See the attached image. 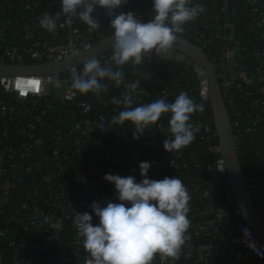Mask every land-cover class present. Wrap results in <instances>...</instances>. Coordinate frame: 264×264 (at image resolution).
<instances>
[{
    "label": "built area",
    "instance_id": "1",
    "mask_svg": "<svg viewBox=\"0 0 264 264\" xmlns=\"http://www.w3.org/2000/svg\"><path fill=\"white\" fill-rule=\"evenodd\" d=\"M21 1L26 4L27 10L34 12L39 2L44 0ZM246 2L250 8L254 25L257 27L261 26L262 18L256 21L254 14L255 7L260 2H264V0H246ZM129 9H132L137 18L144 22H148L152 18L150 17L146 20L134 3L129 5ZM118 14H120L119 11H115L111 19ZM38 20L33 21L34 26H37ZM58 22L64 24L63 27L58 26L57 28V31L65 35L63 42L52 45L43 41L34 31L27 33L24 36L26 45L24 47L7 48L3 51L0 55V65L23 66L28 64L60 63L89 52L105 39L101 37L102 40L99 39L98 41L95 37L82 32L76 20L68 23L61 15ZM147 57L187 60L180 54L175 56L172 50L164 51L159 55L153 51ZM105 66L115 68L111 56L105 61ZM193 68L199 81V97L203 102H209L208 78L201 68L194 64ZM82 69L77 71L82 72ZM219 70L218 78L224 101L226 106L229 102L233 115L237 117L235 124L232 122L231 124L233 131L234 126L239 127L237 132L234 131V135L240 152L242 138L245 136L254 138L256 134L263 132L264 89L244 95L246 98L253 99L251 106L258 114L253 117L251 112H247L245 114L246 119H250L251 123L241 122V115H243L244 110L234 103L231 89L235 88V90L240 92L245 83L236 78L234 62L226 57L224 51L219 61ZM22 80L29 81L28 91H24L20 87V81ZM56 80L61 81L60 87L55 86ZM132 81L125 74V82ZM168 82L169 85L164 89L161 96V98H167V101L180 92L177 91V81L174 78H170ZM70 83L71 73L51 77L0 78V116H13L27 121V128L23 126L19 128V136L28 135L30 140H32L34 135L31 132L37 129V125L40 127L47 125L44 119L49 114L56 112L57 102L66 104L76 112L74 116L69 118L72 123L67 134V137L71 140L69 143L75 149V156L80 158V161L76 164L70 157L69 151L62 150L64 144L68 145V141L59 133L55 132L52 139L61 149L55 150L44 162L30 164V160L33 157V149L36 146H41L42 140H36L33 143L27 142L22 145L21 149L15 148L5 144L7 140L11 139V132L8 129H0V206L5 207L11 203V192L12 190H17L21 179L29 180L36 189L33 196L26 197L42 200V202L40 201L42 203L41 206H29L24 203L22 205L23 212L31 213L29 220L26 222L21 215L20 217L14 216L12 218L13 222L22 225L24 230L27 231L29 227H36L45 219L47 220L46 227L48 230L63 232L65 230V222L69 221L73 231L76 233V244L82 245V240L74 227L75 215L84 212L92 214L91 205L93 202L101 204L106 201L119 202L116 200L114 186L103 179L105 174L111 173L121 177L134 176L136 181L139 182L142 177L140 176L138 165L142 161H148L151 164L148 178L162 180L168 177V174L173 173L168 178L174 177L175 174V177L180 178L186 186L191 197L188 217L190 219L189 232H192L197 238H210L213 234H218L222 229H226L224 226L231 208L237 220L231 226L232 229L229 233L231 238L225 240V249L231 255L236 256L237 259H242L245 254H249L258 259L261 264H264V245L250 227L244 223L235 205L213 117H207L202 122L191 121L194 125L200 126V132L196 134V139L192 144L201 141L207 145L208 154L220 156L215 163L205 165L200 162L195 152H190L189 155H186L182 150L174 154L164 150V140L170 139L168 130L169 114L162 115L156 124L150 125L139 138L134 139L133 126L130 124L120 126L110 123L111 118L122 110L119 105L111 104L112 109L109 112L98 110L95 107V103L88 96L91 93L87 95L77 93L73 96L70 91ZM35 87H38V91L32 92L31 90ZM1 94L13 97L19 102H29L31 107L25 108L24 111L9 108L4 103ZM144 98L149 100L150 103L153 100V95L148 86L137 88L133 96V106L142 102L145 103ZM85 102L92 106L88 112H85L83 107H81ZM102 102L106 109L110 108L108 100H103ZM40 104L43 105L40 107ZM63 124L65 125V123ZM107 128L109 130V140L95 144L94 139L96 136ZM122 129L126 130L128 137H121ZM121 146H125V149L118 153L117 148L121 149ZM46 165L50 168L49 171L40 175L39 172L42 173V168ZM34 169L38 171L34 172ZM71 170H73L72 175L69 179H66L65 173ZM182 172L186 173L183 174ZM216 179L220 181H216ZM245 182L250 200L264 222V195L262 196V192L256 186L255 180L245 177ZM20 195L24 197V195ZM213 195L217 198L223 197L226 206L216 208L211 200ZM98 222V218L93 215V224ZM5 233L9 232L6 231ZM41 234L39 233V235ZM1 235L2 231L0 228ZM8 245L11 250L24 253L27 257L26 262L31 261L32 257H37V260L43 261L44 251L42 246L47 252L51 250V243L47 237L43 238L42 245L29 239L11 241ZM212 251L213 245H202L191 248L186 252L181 251L174 259H162L157 255L152 264H207ZM49 256L52 258L51 264H84V260L87 259L86 256L78 260V257L70 256L63 252L59 254L52 253Z\"/></svg>",
    "mask_w": 264,
    "mask_h": 264
},
{
    "label": "clouds",
    "instance_id": "2",
    "mask_svg": "<svg viewBox=\"0 0 264 264\" xmlns=\"http://www.w3.org/2000/svg\"><path fill=\"white\" fill-rule=\"evenodd\" d=\"M127 0H60L61 10L55 15L44 14L39 18L40 27L55 34L61 15L68 23L76 20L87 26L89 31L100 28L96 15L97 7L107 10L113 16ZM153 16L148 22L137 15L121 12L110 20L111 60L115 68L102 66L100 59L90 56L83 61L82 72L70 68V91L99 96L108 90L102 81L108 80L114 86H123L122 96L113 103L123 109L112 117L111 124H130L134 128L133 138H139L150 125L156 124L162 115L169 114L170 139H165L163 148L169 153H178L191 145L200 126L191 123L195 113L204 111L203 103H196L187 92H180L174 102L161 98L147 104L134 105L133 96L139 81L125 82L123 66L140 65L153 51L161 54L172 48L177 35L184 32V26L198 18L204 11L192 0H152ZM56 80L55 86L60 87ZM85 112L92 106L81 105ZM142 179L134 176L121 177L111 173L103 179L112 184L116 200L103 204L93 202L92 214H76L74 227L87 253L84 264H152L159 255L162 259L175 258L189 239L190 194L178 177L162 180L148 178L151 164L142 161L138 165ZM93 215L98 223L93 224Z\"/></svg>",
    "mask_w": 264,
    "mask_h": 264
},
{
    "label": "trees",
    "instance_id": "3",
    "mask_svg": "<svg viewBox=\"0 0 264 264\" xmlns=\"http://www.w3.org/2000/svg\"><path fill=\"white\" fill-rule=\"evenodd\" d=\"M134 3L135 7L139 12L149 19L153 16L152 11V0H127V3L123 4L120 8L115 11L119 13H128L134 11L129 9V5ZM264 8V2H260L255 7L254 18L259 21L262 18V10ZM61 4L60 0H44L40 1L38 7L34 12L27 10L26 4L21 0H0V55L7 48L11 47H24L26 41L24 36L27 33L33 32L43 41L55 45L64 41L65 35L56 31L55 34H50L43 30L39 23L37 26L33 25V21L39 19L44 14L55 15L60 12ZM114 11V12H115ZM96 15L100 22V28L95 31H89L87 26L76 21L82 32L95 37L96 39L102 40L111 36L112 30L110 29L111 16L108 15L107 10L97 7ZM59 23V22H58ZM36 30V31H35ZM178 36L190 41L208 55L211 62L216 67L218 74L219 61L223 56V51L226 42L223 39L222 31L218 28L217 19L207 12H202L198 18L192 22H189L184 26V32L178 34ZM102 37V39H101ZM175 56L179 53L173 51ZM112 53L101 58L100 61L102 66H105V61L109 58ZM33 63V62H28ZM193 62L190 60L180 61L177 59H158L157 57H146L144 61L138 65L133 66L131 64H126L123 66L124 73L133 80L132 82L139 81L138 88L148 86L152 95L153 100L160 99L162 92L169 85L168 80L174 78L177 81V91L187 92L188 95L194 99L196 103L204 104V111L202 113L193 114L191 121L202 122L207 117L212 118V111L209 102H203L199 97V81L195 74L193 68ZM103 84L107 85L108 90L102 92L99 96L88 95L91 100L95 103V107L98 110L109 112L112 109L113 99H119L122 96L123 86L116 87L113 82L108 80L102 81ZM256 89L250 87L247 84H243L242 91H237L235 88L231 89L233 94L232 99L239 108L244 110L243 115H241V122L251 123L250 119H246V113L251 112L253 117L258 114L254 111L251 103L253 99L246 98L244 95L247 93H255ZM179 92V93H180ZM177 93L176 96L179 94ZM2 99L6 106L9 108L17 109L18 111H24L25 108H30L29 102L23 103L15 100L13 97L1 94ZM175 96V97H176ZM174 98L169 99L168 102H174ZM103 100H108L110 102V108L106 109L103 105ZM145 103H150L149 100L144 98ZM44 101V100H43ZM228 101V100H227ZM140 103V104H145ZM112 104V105H111ZM136 104V105H140ZM43 104H40V107ZM135 105V106H136ZM123 109V105H119ZM228 112L230 114L231 122L235 124L237 117L233 115V110L230 107L229 102L227 103ZM76 112L74 109L70 108L66 104L57 102L56 112L49 114L45 117L44 121L47 123L45 127L36 126V130L31 132L34 138L30 140L28 135L19 136L18 130L22 126L27 128V121L22 118L2 117L0 116V129H8L12 137L10 140L5 142L6 145L14 146L15 148L21 149L23 144L27 142H34L36 140H42L41 146H36L33 149V157L30 160V164H36L39 162H44L45 159L49 158L53 152L57 149H61L55 144L52 136L56 133L61 134L68 142V145H63L62 150L69 151V155L73 162L76 164L80 161V158L75 156V149L69 143L71 140L67 137L70 130V125L72 120H69L74 116ZM98 114V113H97ZM5 122V123H4ZM65 123V125L63 124ZM75 123V122H74ZM17 124V126H15ZM239 128V127H238ZM234 126V131L239 130ZM30 132V131H29ZM121 137H128L126 130H121ZM109 130L108 128L96 136L94 139L95 144L105 142L108 139ZM1 136V135H0ZM217 142V141H216ZM218 143V142H217ZM125 149V146L117 148L118 153ZM125 151V150H124ZM186 155L190 152H195L197 158L202 164H213L220 156L215 154H208L207 145L198 141L194 144L189 145L187 148L182 150ZM240 160L242 162L243 172L246 178H250L256 181V186L261 190L262 196L264 195V127L263 132L255 135V137L245 136L241 139V150L239 152ZM248 160L250 163V169H246L243 162ZM49 167L46 165L42 168V173L45 174L49 171ZM37 172V169H34ZM73 170L67 171L65 173L66 179L72 175ZM185 174L186 172H182ZM173 173L168 174L170 177ZM182 175V174H181ZM175 176V174H174ZM216 181H220L216 179ZM219 192V191H217ZM220 193V192H219ZM216 194V193H215ZM214 206L225 207L223 197L217 198L213 195L212 199ZM41 199H30L26 196L20 195V193L15 189L11 192V203L5 207L0 206V228L2 235L0 236V252L5 253L9 256L22 258L26 260V255L24 253H19L11 250L9 248V243L11 241H17L20 239H29L32 242H37L42 245L43 238L47 237L51 243V250L47 252L42 246L44 251L43 260H47L50 256L49 254H59L66 253L70 256L78 257V260L87 256L82 245H77L75 241L76 233L73 231V227L69 221L65 222V230L63 232H57L53 230H48L46 227L47 220H42L36 227H29L27 231L24 230L22 225H19L12 221L14 216H21L24 220H29L31 216L30 212H23L22 205L27 203L29 206L40 205ZM229 216L225 223V228L222 229L218 234H213L210 238H197L192 232L188 231L189 239L182 248V252H186L191 248H195L202 245L211 244L213 245L212 255L209 257L207 264H261L260 261L249 254H245L242 259H237L236 256L231 255L227 249H225V240L230 239L229 233L231 231V226L237 220L233 209H229ZM8 231L9 233H5ZM39 233H42L39 235ZM31 260H37V257H32ZM183 262V261H182ZM194 264V263H193Z\"/></svg>",
    "mask_w": 264,
    "mask_h": 264
},
{
    "label": "water",
    "instance_id": "4",
    "mask_svg": "<svg viewBox=\"0 0 264 264\" xmlns=\"http://www.w3.org/2000/svg\"><path fill=\"white\" fill-rule=\"evenodd\" d=\"M110 38L111 36L105 38L89 52L60 63L28 64L23 66L0 65V78L51 77L68 74L72 67H75L77 70L83 68V61L90 56L101 59L110 54ZM169 50L175 51L192 61L195 66H198L205 72L208 78L209 104L221 154L226 165L230 187L234 195L235 205L244 223L250 227L264 245V222L248 195L239 149L235 141L231 119L223 98L216 67L201 48L178 35L172 48ZM243 164L246 169H250L248 160H245Z\"/></svg>",
    "mask_w": 264,
    "mask_h": 264
},
{
    "label": "crops",
    "instance_id": "5",
    "mask_svg": "<svg viewBox=\"0 0 264 264\" xmlns=\"http://www.w3.org/2000/svg\"><path fill=\"white\" fill-rule=\"evenodd\" d=\"M200 4L218 21L226 42L224 53L234 62V74L238 80L250 87L264 89V8L262 25L255 26L246 0H192ZM17 191L24 196H33L35 187L26 179H21ZM47 260H31L9 256L0 252V264H51Z\"/></svg>",
    "mask_w": 264,
    "mask_h": 264
},
{
    "label": "bare ground",
    "instance_id": "6",
    "mask_svg": "<svg viewBox=\"0 0 264 264\" xmlns=\"http://www.w3.org/2000/svg\"><path fill=\"white\" fill-rule=\"evenodd\" d=\"M29 81H25L22 80L20 81V87L24 90V91H28L29 87H28ZM32 92H37L38 91V87H35L34 89L31 90Z\"/></svg>",
    "mask_w": 264,
    "mask_h": 264
}]
</instances>
